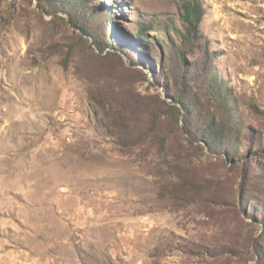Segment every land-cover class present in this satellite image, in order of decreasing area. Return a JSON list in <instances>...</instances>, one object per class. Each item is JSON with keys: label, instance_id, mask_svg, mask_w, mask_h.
Masks as SVG:
<instances>
[{"label": "rangeland", "instance_id": "374dc122", "mask_svg": "<svg viewBox=\"0 0 264 264\" xmlns=\"http://www.w3.org/2000/svg\"><path fill=\"white\" fill-rule=\"evenodd\" d=\"M181 2L0 0V264H264V0Z\"/></svg>", "mask_w": 264, "mask_h": 264}, {"label": "trees", "instance_id": "16d2710c", "mask_svg": "<svg viewBox=\"0 0 264 264\" xmlns=\"http://www.w3.org/2000/svg\"><path fill=\"white\" fill-rule=\"evenodd\" d=\"M48 3L58 2L60 0H46ZM80 5H84L87 0H78ZM181 11H180V19L183 24V28L178 30V35L180 37V45L177 47L174 57L176 59L184 60L186 62V54L188 52H192L193 48L200 44L204 40V35L201 31V23L206 14V10L203 7L200 0H182L181 2ZM148 31H153L151 28L142 27L138 29L137 35L140 37H147ZM113 42V47H117V44ZM102 43H104L102 41ZM106 44V43H104ZM112 45V43H111ZM202 76L209 78V86L214 92V98L221 102L219 98L222 99V105L226 106L227 109L229 106L225 103L226 97H222V92L216 90L219 87V83H217V75L214 72L207 71V64L204 62L203 67L199 68ZM216 77V78H215ZM215 78V79H214ZM193 81H196L193 79ZM216 83V84H214ZM186 83L179 78H176L175 84V98H177V102L183 105L186 110L198 108V100L191 99L188 96V91L185 92ZM230 115L231 113L228 112ZM187 117V115H186ZM208 125L203 129L204 136L207 138V142L209 145H213L218 148L220 142L222 144L228 145V151L233 153L234 155H238L239 153V138L240 135L243 134L240 127H235L236 125H232L231 120L228 122H216V119H209ZM217 125L219 127H217ZM225 140V142H224ZM250 151V150H249Z\"/></svg>", "mask_w": 264, "mask_h": 264}]
</instances>
